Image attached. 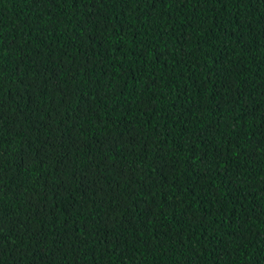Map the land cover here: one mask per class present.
<instances>
[{"label": "trees", "instance_id": "obj_1", "mask_svg": "<svg viewBox=\"0 0 264 264\" xmlns=\"http://www.w3.org/2000/svg\"><path fill=\"white\" fill-rule=\"evenodd\" d=\"M0 264H264V0H0Z\"/></svg>", "mask_w": 264, "mask_h": 264}]
</instances>
